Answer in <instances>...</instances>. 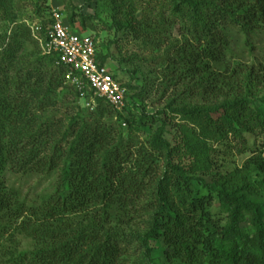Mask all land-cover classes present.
Segmentation results:
<instances>
[{
	"label": "trees",
	"instance_id": "trees-1",
	"mask_svg": "<svg viewBox=\"0 0 264 264\" xmlns=\"http://www.w3.org/2000/svg\"><path fill=\"white\" fill-rule=\"evenodd\" d=\"M98 6L87 13L65 0L68 24L95 32L107 13L116 35L152 48L145 62L167 86L184 88L168 110L186 123L173 133L165 111H146L136 72L123 84V112L102 99L77 111L68 69L43 55L26 22L15 24L0 48V264H264V148L229 175L210 158L212 143L264 132V60L239 55L253 59L255 41H264V0ZM35 8L45 38L48 0ZM97 57L103 65L110 58ZM193 98L206 104L187 105ZM183 157L193 159L188 169ZM9 169L49 186L23 199L2 181ZM22 238L34 247L22 249Z\"/></svg>",
	"mask_w": 264,
	"mask_h": 264
},
{
	"label": "rangeland",
	"instance_id": "rangeland-1",
	"mask_svg": "<svg viewBox=\"0 0 264 264\" xmlns=\"http://www.w3.org/2000/svg\"><path fill=\"white\" fill-rule=\"evenodd\" d=\"M35 1L36 0H8L7 3L4 2L6 3L5 5H0V38L3 37L6 31L10 35L15 24L26 22L27 25H34V23H38L39 19L36 16L37 13L35 12ZM72 1L75 5L83 7L85 11L87 10V13L100 10L98 6L99 0H91L89 6L86 4V0ZM1 2L2 1L0 0V4ZM41 6L45 8L46 4L41 3ZM48 7L50 9V17L53 10H59L63 15L64 22L68 24V15L65 10V0H48ZM101 19V21L99 20L96 23L97 30L95 32L84 30L79 22L76 23L74 28L72 27V30L83 37H96L98 52L109 55L110 58L107 60L106 66L111 71V73L117 77V80L120 83H129L131 80V73L136 72L137 81L134 82V85L142 88L146 92L145 96L141 98V102L145 105L146 111L151 114H156L158 111H165L166 115L163 117V119L168 123V125L171 126L170 128L173 133H177L179 131L178 127L180 125H185L186 122L183 120L181 115L170 113L168 110V105L173 102L178 94L182 93L184 90L183 86L179 89L177 87L174 88L173 86H167L169 81H163V72L161 69L157 70V65H155L156 63L152 62V64H150L145 62L146 60L152 58L151 53L153 52V49L149 48L148 51H146L144 48H140V46H138L139 44L135 45V43L130 41L127 42L122 35H116L115 29L112 28L113 19L107 13H102ZM179 32L180 30L177 28L173 36L178 38ZM4 43V38H1L0 48L4 45ZM255 43L258 48L253 59L248 52L239 54L244 57V59L246 58V62L252 63L253 61H256V63H258L259 61L264 60V41L262 40L261 42H258L256 40ZM68 84L73 86V84H71L69 81ZM74 89L76 88L74 87ZM134 93L136 92L134 91ZM205 104L206 103H204L201 98L187 99V105L192 107H201ZM74 106H77L76 108L79 112L81 110H85V112L93 111V107H89L86 101L78 100ZM172 107L177 108L178 106L173 104ZM85 112H83V116L88 118L89 112ZM123 129V133H126L127 128ZM136 139L142 143L147 141L142 132L137 134ZM225 144L226 145H221L218 143L211 144V146H213L214 152L211 153L210 158L216 161V172H219L220 176L221 174L229 175L236 169L242 168L254 150H262L264 148V132H252L250 134L243 135L241 138L230 136L229 140ZM180 161L184 166H186L185 168L188 169V167L192 165L193 159H190L189 157H183ZM203 172L204 171H200L196 173V175L201 174L206 177H211L209 176L211 172ZM2 181L7 184L9 189H18L23 199L27 198L31 194H35V192L41 193L47 188V186H49V181L46 178H39L37 176H17L14 175L10 169L5 172ZM21 244L22 249H32L34 247V242H32L30 239L22 238ZM161 256L162 255L160 253L155 254L156 258Z\"/></svg>",
	"mask_w": 264,
	"mask_h": 264
},
{
	"label": "built area",
	"instance_id": "built-area-1",
	"mask_svg": "<svg viewBox=\"0 0 264 264\" xmlns=\"http://www.w3.org/2000/svg\"><path fill=\"white\" fill-rule=\"evenodd\" d=\"M50 19L52 23L45 38L40 36L42 27L39 23L28 25L33 37L39 41L43 55L56 58L58 65L68 69L67 80L89 107L94 108L97 99H102L118 112H123L128 100L127 90L114 79L107 66L101 64L95 37L77 34L64 22L59 10H53Z\"/></svg>",
	"mask_w": 264,
	"mask_h": 264
}]
</instances>
